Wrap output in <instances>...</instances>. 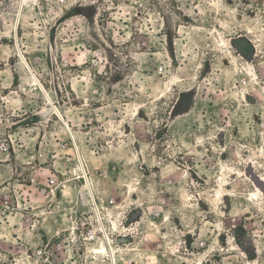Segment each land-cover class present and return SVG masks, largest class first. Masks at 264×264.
<instances>
[{
    "label": "rangeland",
    "instance_id": "obj_1",
    "mask_svg": "<svg viewBox=\"0 0 264 264\" xmlns=\"http://www.w3.org/2000/svg\"><path fill=\"white\" fill-rule=\"evenodd\" d=\"M0 264H264V0H0Z\"/></svg>",
    "mask_w": 264,
    "mask_h": 264
},
{
    "label": "bare ground",
    "instance_id": "obj_2",
    "mask_svg": "<svg viewBox=\"0 0 264 264\" xmlns=\"http://www.w3.org/2000/svg\"><path fill=\"white\" fill-rule=\"evenodd\" d=\"M97 254H106L112 258V251H110L104 244H99L98 247L95 248Z\"/></svg>",
    "mask_w": 264,
    "mask_h": 264
}]
</instances>
